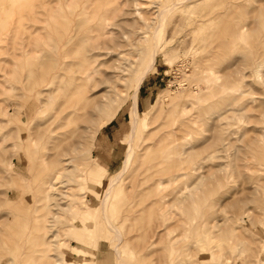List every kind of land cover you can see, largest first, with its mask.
<instances>
[{
  "label": "rangeland",
  "instance_id": "374dc122",
  "mask_svg": "<svg viewBox=\"0 0 264 264\" xmlns=\"http://www.w3.org/2000/svg\"><path fill=\"white\" fill-rule=\"evenodd\" d=\"M25 1L17 0L19 6L16 0H0V121L8 120V124L0 122V264H52L54 259L61 264H118L117 239L99 221L96 208L102 182L122 168L129 147L130 80L123 88L126 101L101 128L107 111L92 116L90 106L76 112L72 123L64 118L79 99L71 93L72 78L79 73L71 74L78 66L64 69V76L55 79L63 87L52 98L38 95L55 85V66L53 70L47 65L52 54L43 41L50 36L55 46L66 28H72L77 32L75 41L92 43L87 38L107 17L124 30L140 24L143 41L135 40L137 47L151 38L159 21H167L158 40L164 52L139 91L138 111L141 119L147 118L146 128L136 134L133 166L111 197L109 215L122 235L120 258L127 264H221L219 260L225 259L264 264V0H34L32 8H23L29 0ZM174 1L180 2L171 9ZM14 8L21 11L19 15ZM13 11L16 17L7 19ZM137 11L144 13L143 19ZM146 56V51L140 53L132 72L143 68ZM165 92L169 99L158 104ZM67 102L69 107L64 105ZM184 109L193 114L192 121L200 116L198 122H185ZM14 111L25 116L6 115ZM171 116L194 133L188 139L201 153L192 161L204 157L201 191L193 203L181 204L168 194L177 184L167 186L170 151L159 138L171 130L163 127ZM66 150L69 157H77L72 162L75 172L63 177L68 182L60 184L59 192L50 189L48 196L47 185L37 180L45 181L59 159L66 158ZM21 184L25 189L18 194ZM252 251L260 254L247 258L248 263L245 256Z\"/></svg>",
  "mask_w": 264,
  "mask_h": 264
},
{
  "label": "bare ground",
  "instance_id": "6f19581e",
  "mask_svg": "<svg viewBox=\"0 0 264 264\" xmlns=\"http://www.w3.org/2000/svg\"><path fill=\"white\" fill-rule=\"evenodd\" d=\"M14 1V0H13ZM28 1V0H27ZM49 1V0H48ZM61 1V0H60ZM67 1V0H66ZM82 1V0H81ZM180 1H185V0H180ZM180 1H174L173 4L170 5L171 9H175V7L177 6L178 2ZM12 2V1H11ZM24 2H26L24 0ZM36 2V0H35ZM40 2V1H39ZM17 3V0H16ZM37 3V2H36ZM119 3V2H118ZM23 4V1H22ZM25 5L23 6V8L26 7H31L34 3V0H29L28 3H24ZM13 5V4H12ZM17 5H19L17 3ZM65 5V4H64ZM63 5V6H64ZM66 5L69 6V4L66 3ZM20 6V5H19ZM40 6V5H39ZM49 6V5H48ZM52 6V5H51ZM67 6V7H68ZM18 7V6H16ZM138 7V6H137ZM19 8V7H18ZM21 8V7H20ZM21 8V9H23ZM32 8V7H31ZM34 8V7H33ZM51 8V7H50ZM54 8V7H53ZM64 8V7H63ZM169 8V9H170ZM17 9V8H16ZM14 8V10H16ZM89 9V8H88ZM95 9V8H94ZM137 9V8H136ZM18 10V9H17ZM16 10V11H17ZM25 9L21 10L24 11ZM49 10V8L47 9ZM74 10V9H73ZM138 10V9H137ZM11 11V10H10ZM19 11V13L21 12ZM36 11V10H35ZM46 11V10H45ZM43 10V12H45ZM51 11V10H49ZM49 11L46 13L49 14ZM69 11V10H68ZM76 11V10H75ZM78 11V9H77ZM76 11V12H77ZM34 12V11H32ZM75 12V13H76ZM18 13V11H17ZM14 11L11 13H9V15L7 16V19L11 20V18L13 17V15L17 14ZM18 13V15H19ZM45 13V14H46ZM133 13V12H132ZM137 15L139 16L138 18L141 17V19H143V14L140 11H137ZM24 14V12H23ZM28 14H31V12ZM47 14V15H48ZM74 14V13H73ZM136 14V13H135ZM17 15V17H18ZM33 15V14H32ZM30 15V16H32ZM35 15V13H34ZM33 15V16H34ZM46 15V16H47ZM50 15V14H49ZM48 15V16H49ZM146 15V14H145ZM153 15V14H152ZM21 16V15H20ZM29 16V15H28ZM75 16V15H74ZM156 16V15H155ZM16 17V15H15ZM24 16H21V18H23ZM36 17V16H35ZM52 17V16H49ZM127 17V16H126ZM152 17V16H151ZM20 18V19H21ZM33 18V17H32ZM74 18V17H73ZM166 18H168L166 16ZM16 19V18H15ZM15 19L14 22H15ZM19 19V18H18ZM70 19V18H69ZM77 19V18H76ZM74 19V22H76ZM86 19V18H85ZM127 19V18H126ZM163 19V18H162ZM24 20V18H23ZM73 20V19H70ZM95 20V19H94ZM112 19H110L109 17L107 18H103L100 19L98 21V23H96L97 25L94 26L93 31L94 32V36L87 38V40H91L92 39V43H83L84 45L79 43V38L77 41H75L76 37L74 36V33L76 31H73L72 28H66V32L64 33V35L62 34V36H59L60 38L57 40V44L54 46V43L52 41H49L50 36L47 37L46 40H44V49L46 47H48L46 50H49L48 52L52 55L50 58V62L49 67H51V69H53V67L55 66V76L53 77V83L55 84L54 87H52V89L50 88L49 90L46 91H41L40 93H38V95H47L50 97V95L52 93H56L57 91L62 89V83L61 82H57L56 84V80L55 79H60L64 73V69H69V68H74L76 66H78V71H73L72 72V76L74 73H79L77 74V77H73L72 82H71V93L72 95L77 94L79 99L77 100L76 104L73 106H70V110L67 112L66 111V115L64 118H66L67 120H71L72 117H74L73 115L78 112V111H82L85 110L86 108H88V106H90L89 109V113L94 116V114L96 115V113H101L102 111H107V113L105 114V117L103 119L100 120V128L104 125H106L108 122H110L113 117L115 116L116 112L119 110V108L122 106V104L126 101L127 99V91H125L124 85L125 83H127L128 80H130V85L131 88L133 89V94L131 96L132 98V102H133V106L131 108V117H132V122H131V126H132V131H131V139L129 140V147L127 149V153L125 156V160L123 163L122 168L118 171V173H115V175L113 174L111 176V178H108L107 180L102 182L103 185V191L100 193L99 197H100V203L99 206L96 208L97 213L99 214V221L105 223L107 225V227L109 228V230H111L114 234L115 237L117 239V244H114L115 247V253L117 255V261L118 264H127L125 263L122 258H120L119 256V252H118V248H119V242L122 241V235H121V231L119 229V227L113 222V220L111 219V216L109 215L110 212V203H111V197L113 194L114 189L116 188L117 185L122 184L124 180H126L127 178V174L129 173L131 167L133 166V162H134V140H135V136L136 134L140 131L146 128V120L147 118L144 119H140L137 113V96H138V92L140 90L141 84L144 81V79L146 78V76L152 71L155 62H156V58L160 53L164 52V49L161 48L160 44L158 43L159 38L161 39L165 33V26H166V20H162L158 22V25L153 28V32L151 35V38L144 44H140L139 47H137V45L135 44V40L138 41L137 39H142L143 41V37H140L139 35V30L141 29L140 24L136 25L137 23H135V26H131L129 27V30H124L126 28H124L123 26H121L119 23L116 22H111ZM125 20V19H124ZM136 20V18H135ZM33 21V19L31 20V22ZM55 21V20H54ZM59 21V20H58ZM87 21V20H86ZM90 21V20H89ZM113 21V20H112ZM20 22V21H19ZM28 22V21H27ZM40 22V21H38ZM45 22V21H44ZM73 22V23H74ZM94 22V21H93ZM100 22V23H99ZM23 23V21H22ZM34 25L36 22H34ZM63 23V22H62ZM72 23V22H71ZM12 24V22H11ZM37 24V23H36ZM58 24V23H57ZM66 24V23H65ZM68 24V23H67ZM81 24V23H80ZM86 24V22H85ZM29 25V24H28ZM72 25V24H70ZM92 25V24H90ZM31 26V25H30ZM36 26V25H35ZM63 26V24H62ZM61 26V22H60V27ZM76 26V25H75ZM86 26V25H85ZM57 27V26H56ZM67 27V26H66ZM72 27V26H70ZM82 27V26H81ZM93 27V26H92ZM16 28V27H15ZM47 28V27H46ZM74 28V27H73ZM86 28V27H85ZM17 29V28H16ZM33 29V28H32ZM37 29V28H36ZM35 29V30H36ZM39 29V28H38ZM57 29L59 30V28L57 27ZM62 29V28H61ZM60 29V30H61ZM20 30V28H19ZM34 30V32H36ZM42 30V29H40ZM46 30V29H45ZM49 30V29H48ZM83 30V29H82ZM31 31V30H30ZM64 32V30H62ZM13 32H17L13 31ZM12 32V33H13ZM42 32V31H41ZM44 32V31H43ZM31 33V32H30ZM38 33V31H37ZM40 33V31H39ZM38 33V34H39ZM59 33V32H58ZM77 33V32H76ZM75 33V34H76ZM25 34V33H24ZM61 34V32L59 33V35ZM81 34V33H80ZM15 34H13L14 36ZM20 35V34H19ZM18 35V36H19ZM36 35V34H35ZM53 35V34H51ZM12 36V37H13ZM38 36V35H37ZM41 36V35H39ZM56 36V35H55ZM79 36V35H77ZM81 36V35H80ZM79 36V37H80ZM83 37V36H81ZM20 38V37H19ZM26 38L28 39L27 35ZM32 38V37H31ZM45 38V37H43ZM42 38V39H43ZM57 38V36H56ZM85 38V37H84ZM17 39V38H16ZM21 39H23L21 37ZM36 39V38H35ZM34 39V40H35ZM41 39V40H42ZM94 39V40H93ZM15 40V39H14ZM33 40V39H32ZM52 40V39H51ZM162 40V39H161ZM160 40V41H161ZM22 41V40H21ZM36 42H39L35 40ZM35 41H33L32 43H35ZM56 41V40H55ZM78 43H75V42ZM85 41V40H84ZM83 41V42H84ZM20 42V41H18ZM17 42V43H18ZM24 43V41H22ZM21 42V43H22ZM81 42V41H80ZM86 42V41H85ZM15 43V42H14ZM22 43V44H23ZM41 43V42H39ZM38 43V44H39ZM20 44V45H22ZM37 44V45H38ZM47 46H46V45ZM14 45V44H13ZM27 45V44H25ZM15 46V45H14ZM30 46V45H28ZM33 46V45H32ZM54 46V47H53ZM24 47V46H23ZM26 47V46H25ZM35 47V44H34ZM21 48V47H20ZM32 48V47H31ZM69 48H71V50L69 51ZM17 49H19V47H17ZM23 49V48H22ZM28 49V48H26ZM25 49V50H26ZM43 49V48H41ZM24 50V51H25ZM31 51L30 47L28 49V51ZM36 50V49H35ZM34 50V51H35ZM16 51V50H15ZM40 51V50H39ZM142 51H146L147 56L145 58V64L143 66V68L141 70L138 71H134L132 72V68L133 65L135 64L136 60L138 59V57L140 56V53ZM38 52V51H37ZM15 53V52H14ZM19 53V52H17ZM32 53V52H31ZM20 54V53H19ZM23 54V53H22ZM38 54V53H36ZM12 55V53H11ZM48 55V53H47ZM33 56V55H32ZM37 56V55H36ZM46 56V55H45ZM11 57H14L11 56ZM24 57V56H23ZM26 57V56H25ZM24 57V58H25ZM47 57V56H46ZM45 57V58H46ZM37 58V57H36ZM34 58L36 61H38L39 57L36 59ZM26 59V58H25ZM24 59V60H25ZM29 59V58H28ZM16 60V59H15ZM26 61V60H25ZM24 61V62H25ZM43 62V61H41ZM185 62V61H184ZM22 63V62H21ZM19 64L18 61L16 62L15 65ZM33 64V63H32ZM36 64V63H35ZM21 65V64H20ZM34 65V64H33ZM46 65V66H47ZM41 66H43V64L41 63ZM23 67V66H22ZM37 67V66H36ZM35 67V68H36ZM20 68V67H19ZM46 68V67H45ZM27 69V68H26ZM42 70V69H41ZM54 70V69H53ZM64 70V71H63ZM37 71V70H36ZM35 70L33 71L36 72ZM43 71V70H42ZM40 71V73L42 72ZM45 71V70H44ZM63 71V73H62ZM43 73V72H42ZM41 73V74H42ZM48 74L50 72H47ZM67 73V72H66ZM53 74V73H51ZM28 76V75H27ZM49 76H51L49 74ZM29 77V76H28ZM52 77V76H51ZM69 77V76H67ZM40 78V77H39ZM50 78V77H47ZM65 78V77H64ZM28 79V78H27ZM37 80V79H36ZM40 80V79H39ZM38 80V81H39ZM32 81V80H31ZM50 81V79H49ZM28 82V81H27ZM41 82V80H40ZM48 82V80H47ZM46 82V83H47ZM69 82V81H68ZM52 83V82H49ZM47 83V84H49ZM75 83V84H74ZM44 84V83H42ZM41 85V84H40ZM42 86V85H41ZM44 86V85H43ZM47 86V85H46ZM45 86V87H46ZM43 87V89L45 88ZM36 88V87H35ZM65 88V87H64ZM42 89V88H41ZM66 90V89H63ZM38 91V90H37ZM116 91H120V95L119 97H116L114 94V92L116 93ZM35 95V93H34ZM55 95V94H54ZM64 95V94H63ZM64 100L66 102L65 96ZM73 97V96H72ZM71 97V98H72ZM170 94L169 92H165V93H161L160 97L158 99V104H161L160 102L165 98V99H169ZM48 98V97H47ZM48 98V99H49ZM54 98V97H53ZM70 98V100H72ZM47 99V100H48ZM36 100V99H35ZM74 100V98H73ZM171 100V99H170ZM50 100H48L49 102ZM63 101V100H62ZM68 101V99H67ZM75 101V100H74ZM74 101H72L74 103ZM47 102V101H46ZM63 101V103H65ZM131 102V103H132ZM169 102V101H168ZM193 102V101H192ZM45 104V102H42V104ZM61 105V102H59ZM62 103V105H63ZM115 103V104H114ZM67 104H69L68 102L66 104H64L65 106L69 107ZM194 104V102L192 103ZM197 104V103H195ZM42 106V105H41ZM111 106V107H110ZM160 106V105H159ZM162 106V105H161ZM186 106V105H185ZM196 106V105H194ZM60 107V106H59ZM63 107V106H62ZM61 107V108H62ZM44 108V107H43ZM42 108V109H43ZM60 108V109H61ZM65 108V107H64ZM63 108V110H64ZM182 108V107H181ZM199 108V107H198ZM59 109V110H60ZM180 109V108H178ZM187 109V108H186ZM184 109L183 111H186L187 116L185 117V122L192 121V113H190L188 115L187 110ZM67 110V109H66ZM169 110V109H168ZM62 111V110H61ZM182 111V110H181ZM192 111V110H191ZM190 111V112H191ZM199 111H201L199 109ZM17 112L19 114H17ZM17 112H10L8 114V112H6V115L10 116V118L17 116L19 118H21V116L23 117V115H21L20 111ZM39 112V111H38ZM174 112V110H173ZM189 112V111H188ZM61 113L60 111L58 112V114ZM65 113V111L62 112V114ZM185 113V112H184ZM57 116L58 114L55 113ZM78 114V113H77ZM84 114V113H83ZM171 115H173V113H170ZM183 114V113H182ZM180 113V115H182ZM192 114V115H191ZM197 114V113H196ZM201 114V113H200ZM199 114V115H200ZM203 114V113H202ZM63 115V116H64ZM79 115V114H78ZM87 116V114H85ZM90 115V116H91ZM198 115V116H199ZM25 116V115H24ZM52 116V115H51ZM82 116V115H81ZM98 116V115H96ZM55 117V116H54ZM62 117V116H61ZM60 117V118H61ZM103 117V116H102ZM178 117V116H177ZM200 117V116H199ZM198 117V118H199ZM203 117V116H201ZM9 118V122L11 121V119ZM34 118V117H33ZM32 118V119H33ZM84 118V117H83ZM88 118V117H87ZM158 118V117H157ZM170 119V117H168ZM182 118V117H181ZM194 118V117H193ZM198 118H197V122H198ZM56 119V118H55ZM195 119V118H194ZM14 120V119H13ZM58 120H60L58 118ZM200 120V119H199ZM202 120V119H201ZM200 120V121H201ZM31 121V120H30ZM65 121V120H64ZM88 121V120H87ZM196 121H192V123L194 124ZM1 123H7L8 124V120H1ZM71 123L73 122V120L70 121ZM78 122V121H77ZM183 122V120H182ZM184 122V123H185ZM86 123V122H85ZM189 124V123H186ZM166 125V123H165ZM199 125V124H198ZM59 126V125H58ZM162 126V124H161ZM171 127L169 133L167 132V130L165 131L167 134V136H161L163 139L161 140L162 145H164L166 148L168 147L170 154L168 156L167 161H170L171 164L170 167L168 168V171H166V178H167V186L172 185V184H177L176 185V189L170 191L168 194H172L175 195L176 199L179 200V203L183 204L186 201H190L191 203H193L196 199V196L198 194H200L201 191V185H202V181H203V176H202V169H203V161H204V157L198 158L194 161H192L193 157L199 156L201 152H199V150L195 149V146H192L191 143V137H188L190 134H192L193 132H191L190 130H187L188 128L183 125V124H177V119L176 116H171V120L170 122L163 127ZM185 126V127H184ZM189 126V125H188ZM191 126V124H190ZM189 126V127H190ZM197 126V125H196ZM60 127V126H59ZM193 127V125H192ZM200 127V126H199ZM71 128V127H69ZM198 128V126H197ZM61 129V128H60ZM79 129V128H78ZM70 130V129H69ZM162 130V129H161ZM51 131V129H50ZM53 131V130H52ZM64 131V130H63ZM66 131H68L66 129ZM65 131V133H66ZM83 131V130H82ZM13 132V131H12ZM60 132V131H59ZM152 132V131H151ZM29 133V132H28ZM27 133V134H28ZM50 133V132H49ZM71 133V132H70ZM80 133V132H79ZM165 133V134H166ZM9 134V133H8ZM32 134V133H31ZM57 134V133H56ZM63 134V132H62ZM163 134V135H165ZM194 134V133H193ZM11 135V134H10ZM61 135V134H59ZM151 135V134H150ZM153 135V134H152ZM29 136V134H28ZM64 136V134H63ZM70 136V135H69ZM194 136V135H193ZM201 136V135H200ZM66 137V136H65ZM203 137V136H202ZM9 138V137H8ZM67 138V137H66ZM65 138V139H66ZM157 138V137H156ZM157 138V139H158ZM196 138V137H195ZM228 138V137H227ZM27 139V138H26ZM58 139V138H57ZM62 139V138H61ZM70 139V138H69ZM203 139V138H202ZM80 140V139H79ZM197 140V139H196ZM157 141V140H156ZM155 140L153 142H156ZM230 141V140H229ZM71 142V141H70ZM160 142V141H159ZM197 142V141H196ZM200 142V141H199ZM215 143V142H214ZM30 144V143H29ZM198 144V143H197ZM196 144V145H197ZM61 145V144H60ZM63 145V144H62ZM71 145V144H70ZM199 145V144H198ZM158 146V145H157ZM202 146V145H201ZM5 147V146H4ZM31 147V146H30ZM72 147V146H71ZM74 147V145H73ZM156 147V146H155ZM198 147V146H197ZM209 147V146H208ZM79 148H77L78 150ZM82 149V148H81ZM194 149L196 150V152L194 151ZM206 149V148H205ZM36 150V149H35ZM69 150V149H67ZM64 151V155L66 156V158H62L59 159V164L57 163V165H59L57 168L52 169L51 171H49V173L46 174V179L43 180H37V182L39 183H45L44 186L45 187V191L47 193V195L49 196V191L50 189H55L58 192L60 191L61 188L60 184L64 183V181L62 180L63 177H70V175L75 172V165H72L73 161L75 158L77 157H73L70 156L69 157V153L68 151ZM71 151V150H70ZM164 151V150H163ZM195 153H194V152ZM76 151L73 152V154ZM57 154V153H56ZM196 154V155H195ZM198 154V155H197ZM23 155H25L23 153ZM76 155V153L74 154ZM163 155V154H162ZM10 156V155H9ZM63 156V155H62ZM1 157V156H0ZM64 157V156H63ZM7 158V157H6ZM9 158V157H8ZM16 158V157H15ZM21 159V158H20ZM55 159V158H54ZM11 160V159H10ZM18 160V159H17ZM44 160V159H42ZM47 160V159H46ZM162 160V159H161ZM4 161V160H3ZM12 162V161H11ZM165 162V161H164ZM23 162H21L22 164ZM166 163V162H165ZM61 164V165H60ZM75 164V163H74ZM167 164V163H166ZM16 167V165H15ZM77 167V166H76ZM164 168V167H163ZM9 169V167H8ZM11 169V167H10ZM9 169V171H10ZM47 170V169H46ZM11 173V172H10ZM9 173V175H10ZM24 173V172H23ZM44 175V174H43ZM163 175V174H162ZM17 176V175H16ZM36 176V175H35ZM40 177V176H38ZM37 177V178H38ZM42 177V176H41ZM76 177H79L78 175ZM44 178V177H42ZM164 178V177H163ZM17 179V178H16ZM162 178H160L161 180ZM193 179L192 183L189 184V180ZM66 182V179H64ZM68 180V179H67ZM75 180V179H74ZM73 180V181H74ZM72 181V179H71ZM166 181V180H165ZM36 182V183H37ZM68 182V181H67ZM66 182V183H67ZM70 182V181H69ZM64 183V184H66ZM18 185V184H17ZM173 185V187H174ZM24 186L23 184H21L18 187V194H21L24 192ZM6 193V192H5ZM55 193V192H54ZM61 193V192H60ZM66 193V192H65ZM4 194V193H3ZM164 194V193H163ZM167 194V193H166ZM7 195V193H6ZM10 195V193H9ZM161 195V194H160ZM165 196V194H164ZM163 196V197H164ZM162 199V198H161ZM177 200V201H178ZM162 202V201H161ZM164 202V201H163ZM166 202V201H165ZM170 202V201H169ZM167 204V203H166ZM166 207V206H165ZM163 209V208H161ZM214 223V222H213ZM96 232V231H95ZM159 235V234H158ZM99 239V238H98ZM152 239V238H151ZM126 241V240H125ZM157 241V240H156ZM154 243V242H153ZM152 244V243H151ZM155 244V243H154ZM185 247V246H184ZM131 254L135 256V253L133 251H131ZM190 254V253H189ZM260 253H256V251H252V254L245 256L246 260H249L248 263H250V259L247 258H252L257 255H259ZM213 257L214 253L212 254ZM235 257V256H234ZM233 258V257H232ZM236 260V259H235ZM235 260H219L221 262V264H234ZM245 260V261H246ZM96 262V261H95ZM236 262V261H235ZM255 261L252 259V263H254ZM52 264H61L60 261L58 259H54ZM219 264V263H218Z\"/></svg>",
  "mask_w": 264,
  "mask_h": 264
},
{
  "label": "crops",
  "instance_id": "0c3cea01",
  "mask_svg": "<svg viewBox=\"0 0 264 264\" xmlns=\"http://www.w3.org/2000/svg\"><path fill=\"white\" fill-rule=\"evenodd\" d=\"M156 63V62H155ZM154 67H155V65H154ZM154 67H153V69H154ZM152 69V70H153ZM145 80V79H144ZM144 82V81H143ZM143 82H142V84H143ZM142 84H141V86H142ZM141 88V87H140ZM140 91V90H139ZM138 98H139V92H138V96H137V106H136V108H137V113H138V116H140V113H139V111H138V104H139V101H138ZM129 100H130V108H129V111H130V116H131V108H132V106H133V102H132V98L130 97V98H128ZM132 102V103H131ZM143 104H145V101L143 100ZM117 114V113H116ZM115 114V115H116ZM115 117V116H114ZM113 117V118H114ZM140 119H141V117H139ZM131 122H132V117H131ZM108 124V123H107ZM131 131H132V126H131ZM99 159V158H98ZM97 163V162H96ZM98 164V166L103 170V171H105V172H108L107 170H106V168H104V167H102L99 163H97ZM110 164V163H109ZM109 164H107V167L108 168H110V165ZM108 173H110V172H108Z\"/></svg>",
  "mask_w": 264,
  "mask_h": 264
}]
</instances>
